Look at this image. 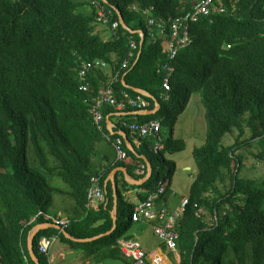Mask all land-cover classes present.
<instances>
[{"label": "trees", "instance_id": "trees-1", "mask_svg": "<svg viewBox=\"0 0 264 264\" xmlns=\"http://www.w3.org/2000/svg\"><path fill=\"white\" fill-rule=\"evenodd\" d=\"M194 1L0 0V264H50L39 246L42 239L52 237L72 250L80 249L90 259L88 264L124 260L117 243L134 238L129 231L135 224L131 213L136 204L127 216L120 188L125 192L131 185L119 171L113 181L116 227L107 234L113 226V186L107 177L123 168L132 178H143L136 172L146 168V161L152 167V147L158 142L150 135L139 147L128 148L127 142L132 144L128 126L157 121L161 128L166 115L168 138L160 141V157L181 152L185 142L174 137L177 118L172 103L175 99L181 115L195 93L204 110L206 138L192 151L196 174L177 227L178 251L173 258H178L177 264H264V178L241 176L244 158L237 153L252 143L253 157L264 162V0H214L226 11L192 23L190 43L169 62L163 52L169 24L191 12ZM150 19L155 25H149ZM157 21L163 23L161 28ZM131 42L137 46L132 57ZM97 61L106 67L94 66ZM83 63L93 64L86 75V92L78 75ZM166 64L175 70L169 79L171 90L165 93ZM107 87L117 103L124 94L139 95L132 89L142 90L149 95L144 97L150 104L145 110L152 111L156 104L158 110L138 115L131 107L119 111L115 105H103L99 128L94 100ZM107 119L118 122L109 130ZM245 128L252 135L241 139ZM233 130L238 131L236 142L224 146L222 138ZM119 138L125 158L95 166L96 145H111ZM175 172L170 161L165 184L163 167L156 172L152 167L137 188L151 193L165 185L156 200L162 208ZM96 176L104 198L93 205L87 193ZM57 194L73 198V214L66 218L64 233L49 227L35 234L34 261L28 237L38 225L62 218H45ZM145 198L140 195L139 201ZM198 210L203 211L200 216ZM66 235L76 240L102 236L81 243Z\"/></svg>", "mask_w": 264, "mask_h": 264}, {"label": "built area", "instance_id": "built-area-1", "mask_svg": "<svg viewBox=\"0 0 264 264\" xmlns=\"http://www.w3.org/2000/svg\"><path fill=\"white\" fill-rule=\"evenodd\" d=\"M226 10L215 6L214 0H195L193 5V10L182 17H178L172 20L169 24L170 35L167 41L164 43L163 52L167 55L168 61L174 60L177 52L180 49H183L190 43V38L188 35L189 26L192 23L197 22L200 18L209 16L210 14L222 13ZM100 17L104 18V14L100 13ZM104 21L106 19L104 18ZM149 25H155V20L150 19ZM118 23L112 25L113 30L116 29ZM158 28L163 26V23L157 21L156 23ZM127 30V27H125ZM142 36L141 33H139ZM131 52L130 57L133 56V51L136 49V44L134 42L130 43ZM94 66L104 68L106 67L105 63L102 61L95 62ZM127 62L122 65V68H126ZM93 67L92 63H83L81 69L79 70V79L81 81V90L88 91V86L85 82L87 72ZM166 75L163 78L162 89L165 92L171 90L170 88V77L174 72V67L166 64L163 66ZM103 105H115L116 109L122 111L125 107H131L138 111V114L143 115L145 109L149 107V102L144 99V97L138 95L134 98L124 94L121 102L117 103L114 98V93L111 87L102 89L99 91L98 96L94 100L93 112H94V121L100 127V122L102 121V107ZM132 137L139 142L147 136L154 135L157 138V143L152 147L153 154H159L160 141L159 136L160 123L157 121H150L144 124H130L128 126ZM122 140L116 139L113 143L117 159L123 160L125 158V153L121 148ZM145 166H141L138 171L139 175L145 176ZM99 176L93 177L91 182L92 185L88 190L87 198L90 201L102 202L104 195L103 189L99 182ZM164 192V186H161L158 191L150 193L147 199L144 202L136 205L131 213V220L133 223H143L148 224L152 228V233L156 239L160 242L161 245L168 252H174L177 254V242L179 240V233L177 227L180 219L183 216L185 207L188 204V199L184 198L179 206L173 210H168L165 207L158 208L155 204V200L159 197L160 194ZM203 211L198 210L196 212L197 216H200ZM46 219L49 217L45 216ZM56 224H59L63 227H66L67 220L57 218L53 220ZM56 239H43L40 242L39 251L45 256H49V249L54 245ZM119 249L122 257L126 264H172V262L165 257L164 254L159 252L147 253L142 245L136 240H125L121 239L118 241Z\"/></svg>", "mask_w": 264, "mask_h": 264}, {"label": "rangeland", "instance_id": "rangeland-1", "mask_svg": "<svg viewBox=\"0 0 264 264\" xmlns=\"http://www.w3.org/2000/svg\"><path fill=\"white\" fill-rule=\"evenodd\" d=\"M167 106H168L167 102L164 101V108H166ZM172 111L177 118L176 125L174 128V132H175L174 137L176 139H182L185 142V149L181 152H177L174 154L164 152L162 157H160V153L153 154L152 167L155 172L160 169V166L163 167V179L166 184L168 181V177H167L168 164L170 161H173L175 163L176 172L174 175V181L172 182V185L175 184V188L177 190L172 187L173 192L171 191V193L169 194V198L179 199L183 196H188L190 184L196 174V167L192 157V151L194 148L200 147L205 142L206 122L204 119V110L200 102V97L196 93L191 96L190 102L188 103L185 111L181 115L177 114V104L175 99L172 103ZM159 131L161 132V136H162L161 141L163 143L168 138V124H167L166 115L163 116L161 128L159 129ZM251 135H252L251 132L247 128H245V133L241 137V139L249 138L251 137ZM237 137H238V131L233 130L232 133L225 134V136L222 138L221 143L224 146L234 144L237 140ZM132 148L133 146L130 149ZM237 153L242 155L244 158V165L240 173L241 176L254 179L257 181L264 178V162H260L253 157V155L256 153V148L252 143L245 147L243 146V148H241ZM133 179L141 180L142 178L141 179L133 178ZM57 185L64 191H68L69 189L68 186H66L62 182L57 181ZM163 186L165 187V185ZM137 187L138 186L131 185V187H129L125 192L122 190V188H120V192L124 196L125 202L127 203L126 204L127 216H129L130 214V208L134 203L133 197L136 194L138 196L145 194L146 198L150 194L148 190L138 189ZM132 190L135 191H133V193H130ZM91 203L93 205L96 204L95 201ZM74 207H75V203L71 196L67 194H57L54 196L53 204L49 207L47 214L49 215V219L50 217L60 216L62 217V219L66 220V218H68L70 215L73 214ZM119 212H120V206H119ZM208 218L210 219L209 216ZM53 220L55 219H52V221ZM129 235L131 236L133 235L134 238H132V240H137L144 248L150 250L151 252H157L156 250L157 248L161 249L162 253L165 255L167 259H169L172 262V264H177L178 258L177 257L173 258L175 255L174 252L170 253L165 250L163 245H161L160 242L153 235L152 228L150 225L143 223H135L131 228V230L129 231ZM48 258L51 260V262L53 261L52 264H88L90 262V259L87 258L85 259L84 254L80 249L72 250L69 245L59 242L58 239H56L54 245L50 248Z\"/></svg>", "mask_w": 264, "mask_h": 264}, {"label": "water", "instance_id": "water-1", "mask_svg": "<svg viewBox=\"0 0 264 264\" xmlns=\"http://www.w3.org/2000/svg\"><path fill=\"white\" fill-rule=\"evenodd\" d=\"M119 23L121 24V26L123 28L126 27L125 24H124V22H123V19L121 17H119ZM142 42H143V38L140 41V50L138 52V57L141 54V44H142ZM122 82H123V79H122ZM132 90L134 92H136L137 94H139V95H142L144 97H149V95L146 92L142 91V90H139V89H132ZM157 110H158V105H156L155 109L152 110V111H145V114H154ZM107 125L108 126L111 125L109 119H107ZM122 135H123V138L126 140L125 134L122 133ZM118 171H121V172L124 173L125 181L128 184L134 185V186H139V185L143 184L148 179V177L151 175V173H152V167H151V164L146 161V175L141 180L130 179L129 176H128V174L126 173L125 169H123V168H115L108 175V180L111 181L112 186H113V210L111 212L112 220H113V226H112L111 231H109L107 234H109L110 232H112L115 229V227H116V221H117V217H116V214H117V195H116V191H117V188H116V186H114L113 180H114L115 173L118 172ZM49 227H53V228L58 229L59 231H61V232L64 233V231L58 225H56L54 223H44V224L38 225L36 228H34L32 234L28 237V240H27L28 251H29V254H30V256L32 257V259L34 261H36V258H35L34 253H33V243H32L33 238H34L35 234L39 230L46 229V228H49ZM101 236L102 235L96 236V237L91 238V239L76 240V239H73V238L69 237L68 235H66L67 238H69V239H71L73 241H76V242H81V243L90 242L92 240H95L97 238H100ZM102 264H126V263L123 260H121V259H105L102 262Z\"/></svg>", "mask_w": 264, "mask_h": 264}, {"label": "crops", "instance_id": "crops-1", "mask_svg": "<svg viewBox=\"0 0 264 264\" xmlns=\"http://www.w3.org/2000/svg\"><path fill=\"white\" fill-rule=\"evenodd\" d=\"M191 100V99H190ZM190 102V101H189ZM118 122V120L117 119H114V123H117ZM114 123H112L111 122V124H113L114 125ZM115 126V125H114ZM175 133V132H174ZM130 139H131V142H132V144L128 141L127 142V146H128V148H131L132 146H134V147H139V142L138 141H136L133 137H132V135L130 136ZM130 145H131V147H130ZM106 159H108L107 161H106ZM118 159H117V156H116V152H115V149H114V147H113V145L111 144V145H109L107 142H102V143H99V144H97L96 145V157H95V159H94V165L95 166H97L99 163H101V166L102 165H109V164H114L116 161H117ZM119 172V171H118ZM118 172H116V173H118ZM116 173H115V175H116ZM122 174H123V179H125V176H124V173L122 172ZM137 174V173H136ZM115 175H114V177H115ZM129 176V175H128ZM129 178L130 179H133L131 176H129ZM107 181H108V177H107ZM110 181V180H109ZM114 181V180H113ZM172 182L174 181V176H173V178H172V180H171ZM121 179L119 180V184L121 185ZM172 182H171V191L173 192V189H172V187L173 188H175V184L174 185H172ZM132 186H134V185H132ZM176 189V188H175ZM177 190V189H176ZM133 191H135V190H132L130 193H133ZM127 194V193H126ZM185 197H187V199H188V196H183V197H181V198H179V199H170L169 197H168V199H167V202H166V204H165V206L164 207H166V208H168V209H170V210H173L174 208H177L178 207V205L180 204V202L185 198ZM138 201H139V196L136 194L134 197H133V202L135 203V204H137L138 203ZM96 202V201H95ZM136 206V205H135ZM47 217H49V216H47ZM62 219V218H61ZM143 247V246H142ZM143 249L147 252V253H151V251L150 250H148V249H146V248H144L143 247ZM157 250V252H159V253H162V251H161V249H159V248H157L156 249ZM163 254V253H162ZM47 258H48V256H47ZM48 260H49V263H51L52 264V262H51V260L48 258Z\"/></svg>", "mask_w": 264, "mask_h": 264}, {"label": "bare ground", "instance_id": "bare-ground-1", "mask_svg": "<svg viewBox=\"0 0 264 264\" xmlns=\"http://www.w3.org/2000/svg\"><path fill=\"white\" fill-rule=\"evenodd\" d=\"M140 96H142V95H140ZM142 97H144V96H142ZM165 99H166V97H165ZM156 105H157V104H156ZM155 107H156V106H155ZM154 109H155V108H154ZM154 109H153V110H154ZM139 112H140V111H138V110L135 111L136 114H138ZM144 114H145V113H144ZM138 115H139V114H138ZM110 123H111V122H110ZM107 127H108V129L110 130V129L113 127V124H111V125H109V126L107 125ZM109 127H110V128H109ZM145 159H146V158H145ZM139 170H140V169H138L137 172H136L137 175H139V174H138V171H139ZM145 174H146V170H145ZM141 176H142V175H141ZM157 191H158V190H157ZM155 192H156V191H155ZM151 193H152V192H151ZM146 199H147V198H146ZM146 199H145V200H146ZM145 200H143L142 202H144ZM155 202H156V201H155ZM139 203H141V202L138 201V203H137L136 205H138ZM155 204H156V203H155ZM53 223H54V222H53ZM54 224H56V223H54ZM56 225H58L62 230L65 228V227H63V226H61V225H59V224H56ZM52 238H53V237H52ZM44 239H50V238H44ZM42 240H43V239H42ZM42 240H41V241H42ZM127 240H132V239H127ZM136 241H137V240H136ZM117 245H118V248H119V244H118V243H117ZM49 250H50V249H49ZM119 250H120V249H119ZM48 253H49V251H48ZM50 264H51V263H50Z\"/></svg>", "mask_w": 264, "mask_h": 264}, {"label": "clouds", "instance_id": "clouds-1", "mask_svg": "<svg viewBox=\"0 0 264 264\" xmlns=\"http://www.w3.org/2000/svg\"><path fill=\"white\" fill-rule=\"evenodd\" d=\"M146 175V174H145ZM124 261V260H123ZM125 262V261H124Z\"/></svg>", "mask_w": 264, "mask_h": 264}]
</instances>
